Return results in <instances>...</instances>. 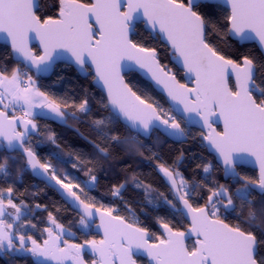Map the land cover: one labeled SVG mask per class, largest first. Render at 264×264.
I'll return each mask as SVG.
<instances>
[{"label": "snow or ice", "instance_id": "snow-or-ice-1", "mask_svg": "<svg viewBox=\"0 0 264 264\" xmlns=\"http://www.w3.org/2000/svg\"><path fill=\"white\" fill-rule=\"evenodd\" d=\"M0 40L8 48L0 60V146L23 160L0 156L6 184L0 186V253L31 257L33 264H144V258L147 264H264V0H0ZM247 41H258L259 55L234 46ZM65 54L99 86L97 103L107 115L92 117L86 89L79 102L41 90L33 73H55ZM9 59L15 66H8ZM133 73L160 88L168 108L134 90L126 81ZM63 79L57 74V83ZM82 116L99 142L76 129L95 151L91 157L68 153L76 161L72 168L87 177L81 182L61 173L52 158H41L33 138L40 134L39 118L67 124ZM193 122L201 127L202 146L215 153L225 178L237 186L190 181L179 170L182 152L169 164L153 151L155 144L142 143L153 136L159 143L161 135L183 142ZM47 139L60 149L55 133ZM121 149L152 161L168 194L133 173L111 185L107 195L113 201L90 195L105 162ZM52 157L67 163L60 152ZM245 163L258 168L255 177L242 174ZM196 167L213 171L211 162ZM28 170L60 193L76 214L73 227L91 238L76 242L77 233L51 211L42 229L28 219L32 207L14 187ZM129 181L143 192L144 220L124 199ZM148 205L166 206L172 219L151 217ZM149 219L160 234L150 230ZM29 227L42 238L27 234Z\"/></svg>", "mask_w": 264, "mask_h": 264}, {"label": "trees", "instance_id": "trees-1", "mask_svg": "<svg viewBox=\"0 0 264 264\" xmlns=\"http://www.w3.org/2000/svg\"><path fill=\"white\" fill-rule=\"evenodd\" d=\"M234 46L241 52H250L255 55H259L260 53L255 44L241 45L239 42H234ZM7 51V46L0 45V60H3ZM6 63L9 67L15 66V61L13 59L7 60ZM57 74L64 76V79L59 83L56 82ZM33 76L34 79L37 80V83L43 86L41 90L54 93L57 98L65 96L74 97L76 101L79 102V100L86 95V89L87 97L92 107V117L98 118L107 115V110L103 109L101 105L97 103L102 93L95 88L90 78L85 79L84 77H81L74 67L61 64L56 68L55 73H53L49 78H40L34 73ZM126 81L130 82L134 86V90L147 93L150 97H152V99L159 101L165 108H168V104L164 97L156 92L155 89L139 75L133 73L126 77ZM258 83H260V81H258ZM77 115H80V113H77ZM36 122L40 134H34L33 145L41 158H52V163L60 169L61 173L68 172L71 177H76L78 178V181L81 182L86 180L87 177L84 175L83 171L72 168V163H76V161L70 157L68 153H85L90 157L95 155V151L92 145L88 143V140H97V142H99V140L91 128L90 119L82 116L80 120L69 119L68 123L64 124L63 122H58L54 119L42 117L37 119ZM76 129H79L84 136L88 137V140H85L78 135ZM121 131H123V129H121ZM190 131L192 135L186 142L183 143L172 142L163 135L160 136L159 143H156L155 136L152 137L151 141L146 138L142 139V143L149 145V147L155 144L156 146L153 148V151L158 152L162 156L163 161H167L169 164L180 156L182 152L183 160L179 165V170L184 173L185 177L190 181L195 179L196 181L203 180L205 183H211L214 180L232 187L237 186L230 179L227 181L224 180L222 168L219 166L216 158L209 154L207 149L202 146L199 137L200 131L197 129H190ZM50 133L56 134L58 143L60 144V149H57L47 139V136ZM192 137H195V139ZM142 151L144 150L142 149ZM55 152H60L63 160L67 161V163L57 161L53 158L52 154ZM4 155L15 157L21 164L23 163V160L18 152H5L3 147L0 146V156ZM147 155H149V153L144 151V156ZM96 158L99 159V157ZM206 162H211L213 165V171L210 174H206L202 171V169L196 167L197 164ZM9 164H12L11 160H9ZM15 171L16 167L13 166V174H15ZM133 173H136L139 178L144 180L146 183H151L154 188L168 194L165 182L162 176L156 171L153 162L145 160L144 157L139 155L128 154L123 149L115 151L113 153V159L109 162H105L104 171L98 173L100 185L89 194L107 204L114 199L110 195H107L111 185L123 182L126 177H129ZM242 174L255 177L257 172L242 167ZM209 175L211 179L204 180V177ZM7 183L10 184L11 181H8ZM0 186H6L2 178H0ZM14 187L20 193L24 194L21 198L24 199L30 207H32V214L29 215L28 219L37 224V228L42 229L46 226L45 221L47 219V212L51 211L57 216L58 220L65 225V227H71L72 230L77 233V237H79V239L76 242H82L85 238H91L84 237L76 227H73V222L76 218L75 212L64 203L54 190L45 187L44 183L38 181L29 170L22 175V177L15 183ZM33 193L39 194L33 196ZM123 195L124 199L128 201L130 207L135 210L137 216H139L141 220H144L145 202L142 190L136 189L132 185L131 181H129L127 190L124 191ZM153 196H155V193H153ZM35 204L47 205V211L43 208L36 209L34 207ZM56 209H60V211L57 212ZM146 211L151 214V217L161 215L172 219L170 210L166 206L159 209H153L151 205H148ZM175 222H178L181 225L186 223V221L182 220L180 217H175ZM146 223L150 227V230L155 231L157 234L161 233L160 228L154 224L152 219L147 220ZM24 231H26L27 234L32 235L34 238H42L38 235L35 229H31L30 227ZM93 235H95L96 238H99L96 234L93 233ZM0 264H33V258L29 257L27 261H25V259L20 257L19 254H16L15 259H10L9 257L0 255ZM144 264H147L146 258H144Z\"/></svg>", "mask_w": 264, "mask_h": 264}, {"label": "water", "instance_id": "water-1", "mask_svg": "<svg viewBox=\"0 0 264 264\" xmlns=\"http://www.w3.org/2000/svg\"><path fill=\"white\" fill-rule=\"evenodd\" d=\"M241 44V43H240ZM245 44H255L256 46H257V48L259 49V51H260V48H259V44H258V41H247V42H244L243 44H241V45H245ZM0 45H4V46H6L5 45V43H4V41L3 40H0ZM32 45L33 46H37L38 45V41H32ZM38 49V48H37ZM67 55L68 54H65V58L64 59H61L60 61H58V64L59 65H61V64H65V65H70V66H72V67H74V69L76 70V66L75 65H72L68 60H67ZM14 60V59H13ZM15 61V60H14ZM77 71V70H76ZM78 72V71H77ZM79 73V72H78ZM35 74V73H34ZM135 74H137V75H139L142 79H144L146 82H148L154 89H155V91L156 92H158L159 94H161L163 97H164V99L166 100V102H167V104H168V106H169V103H170V101H168V99H167V97H166V94L165 93H163L161 90H160V88H158V87H156L151 81H149L142 73H135ZM36 75V74H35ZM79 75L81 76V77H83V75L82 74H80L79 73ZM37 76V75H36ZM52 76V74H48V75H46V76H37V77H40V78H49V77H51ZM94 86H95V88H97L100 92H101V89L99 88V86H97V85H95V84H93ZM216 127L218 128V129H220V128H222L223 127V124H222V122L220 123V124H218V125H216ZM190 129H197V130H199V131H201V127H200V125H199V123H196V122H193L191 125H190ZM164 136V135H163ZM164 137H166L167 139H169L170 141H172V142H176V143H183V142H186L187 140H185V141H183V142H181V140H177V139H175V138H171V137H167V136H164ZM204 143H206V142H204ZM206 149H207V151H208V153L209 154H211L212 156H214L215 158H216V155H215V153L213 152V151H211L209 148H207V147H205ZM216 160H217V158H216ZM217 162H218V160H217ZM218 164H219V162H218ZM219 166L222 168V171H223V178H224V180H229V179H227V178H225V176H224V170H223V167L219 164ZM242 167H244V168H248V169H251V170H254V171H256L257 172V174H258V168L256 167V166H254L253 164H251V163H245V164H243L242 165ZM30 171V170H29ZM31 172V171H30ZM32 173V172H31ZM33 175V174H32ZM34 176V175H33ZM38 181H40L41 182V179L39 178V177H36V176H34ZM50 189H52V190H54L57 194H58V196L61 198V195H60V193L59 192H57L54 188H50ZM70 207V206H69ZM71 208V207H70ZM161 230V229H160ZM161 232H162V230H161ZM94 234H96V233H94ZM97 235V234H96ZM98 236V235H97ZM99 237V236H98ZM147 259V258H146ZM33 260H34V258H33Z\"/></svg>", "mask_w": 264, "mask_h": 264}, {"label": "crops", "instance_id": "crops-1", "mask_svg": "<svg viewBox=\"0 0 264 264\" xmlns=\"http://www.w3.org/2000/svg\"><path fill=\"white\" fill-rule=\"evenodd\" d=\"M37 111H39V109H37ZM56 121H58V122H62V121H60V120H56Z\"/></svg>", "mask_w": 264, "mask_h": 264}, {"label": "rangeland", "instance_id": "rangeland-1", "mask_svg": "<svg viewBox=\"0 0 264 264\" xmlns=\"http://www.w3.org/2000/svg\"><path fill=\"white\" fill-rule=\"evenodd\" d=\"M18 223V222H17ZM0 255H3V253H0Z\"/></svg>", "mask_w": 264, "mask_h": 264}]
</instances>
